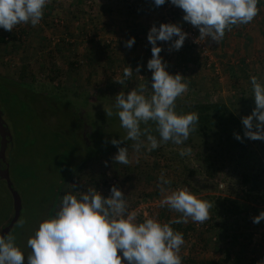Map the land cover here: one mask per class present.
<instances>
[{
  "label": "rangeland",
  "instance_id": "obj_1",
  "mask_svg": "<svg viewBox=\"0 0 264 264\" xmlns=\"http://www.w3.org/2000/svg\"><path fill=\"white\" fill-rule=\"evenodd\" d=\"M168 2L156 7L154 0H49L37 26L20 24L11 32L0 28V108L12 135L6 153L12 185L0 178V235L21 203L20 216L7 234L24 251L25 264L27 240L55 215L68 193L79 196L91 187L107 198L115 185L138 222L179 218L181 214L160 206L157 185L162 172L174 183L166 186L169 191L187 189L212 204L207 221L189 218L185 223L182 264H264V220L253 222L264 211V140L244 137L242 124L256 107L251 75L264 84V0H259L253 21L232 26L219 43L211 37L204 40L209 56L187 39L180 50L158 41L167 71L181 74L188 86L175 102L177 113H197L198 104L224 108L211 109L212 122L205 128L198 122L183 145L161 143L151 152L142 148L137 153L134 142L125 140L119 147H128L131 163L113 159L118 147L111 140L126 135L116 115V95L140 84L146 96L152 94V71L147 68L151 27L174 23L183 31L195 29L197 39L200 35L183 20L182 9L168 14ZM133 37L131 49L125 47ZM128 66L131 78L125 85L116 83ZM6 89L12 90L10 97ZM107 110L113 115L108 117ZM151 127L158 137L155 125ZM56 132L60 139L81 136L78 144L70 143L79 157H72L76 162L61 183ZM187 147L191 154L181 156L180 150ZM30 175L36 178L27 179ZM245 175L251 178L248 184ZM253 186L255 194L249 192Z\"/></svg>",
  "mask_w": 264,
  "mask_h": 264
},
{
  "label": "clouds",
  "instance_id": "obj_2",
  "mask_svg": "<svg viewBox=\"0 0 264 264\" xmlns=\"http://www.w3.org/2000/svg\"><path fill=\"white\" fill-rule=\"evenodd\" d=\"M48 2L0 0V28L11 32L20 24L37 26ZM170 2L183 10L185 22L199 29L198 41L211 37L219 43L232 26L248 24L259 13V0ZM165 3L166 0H154L156 7ZM187 37L188 33L178 24L162 23L159 27L155 24L151 27L147 40L152 45V58L147 68L152 71V94L146 96L145 85L140 84L127 94L120 92L116 95V115L126 130L122 140H111L118 147L113 157L116 163H131L128 147H119L125 140L134 142L132 148L137 153L142 148L151 152L161 143L183 145L196 131L199 115L176 111L177 98L188 88L184 77L167 71V64L160 55L162 47L158 46V41L171 42L170 50H180ZM134 43L135 37L127 40L125 47L131 49ZM141 67L138 66L135 72L139 73ZM132 74L133 69L128 66L123 70V77L116 78L115 82L125 85ZM250 82L256 107L251 115L242 118L244 137L264 140V84L256 75H251ZM106 114L110 117L113 112L107 110ZM152 124L159 138L153 134ZM244 137L235 136L241 141ZM191 151V147L182 148L179 154L186 156ZM171 183L162 172L157 185L162 196L160 206L181 214L169 223H161L156 218L138 222L137 213L128 210L124 193L115 185L107 198L91 187L79 196L65 194L55 215L41 222L27 240V247L31 250L27 264H182L180 250L185 243L184 236L171 225L187 223L189 218L195 223H204L209 219L212 204L198 199L187 189L169 191L166 186ZM261 220H264V211L254 217L253 222L258 224ZM0 264H25V253L11 234L0 235Z\"/></svg>",
  "mask_w": 264,
  "mask_h": 264
},
{
  "label": "trees",
  "instance_id": "obj_3",
  "mask_svg": "<svg viewBox=\"0 0 264 264\" xmlns=\"http://www.w3.org/2000/svg\"><path fill=\"white\" fill-rule=\"evenodd\" d=\"M133 34L135 36H138L139 32L137 30H135V31H133ZM190 47L191 46L188 45V50L189 51H190V49L191 50L193 49L192 47L191 48ZM188 50L186 49V52H187L186 57H188L189 60H192L191 59L192 55L191 54L188 55ZM151 54H152V52H151V50L149 48L147 55H151ZM2 80H1V82H4V83L6 82V81H4V80L2 81ZM5 91H6L7 95L10 97L12 90H10V89L7 90L6 89ZM195 108L198 110L197 114L199 115V122H201L200 124L204 125L203 128H205V125H208L209 123L212 122V120L210 119V114H209L210 110L211 109L221 110L222 108H224V106H221V105H199L198 104V105L195 106ZM204 111H206V113ZM56 134L58 135V138H59V141H60V142H57L60 145L59 149H61V151H62V152H60L59 149L57 150V151L60 152V154L58 152V157L57 158H59V160H60L59 161L60 162L59 166H61V168H58L59 169V171H58L59 173H57V174H58V177H60L59 181L61 183L63 181V179L65 178V176H67V174L72 170V168H73V166H74V164L76 162V161H74L72 159V157L76 156L79 153V151H78V149H76V147L71 148L72 145L70 143H72V144L77 143L78 144V142H79L78 140L81 138V136H79L77 133H73V134H71V136L73 138L71 140L70 136H69V139H67L66 137L64 139L63 138L60 139V136H61L60 132H56ZM76 157H79V156H76ZM78 160H79V158L77 159V161ZM208 161H209V159H208ZM167 172H168V169H167ZM30 177L32 178V180L36 178V177H33V175H30V176L27 177V179H30ZM23 179H26V178L23 177ZM250 179L251 178H250L249 175H245V177L243 178L244 184H248ZM172 185H174V183H171V185H169V186H172ZM249 192L255 194L256 193V188L254 186L251 187ZM239 208L240 207H238V210H239ZM171 226L173 227V229L175 231L181 232L183 234V236L186 235L185 232H186L187 228H185V223L172 224ZM205 263L206 264H215L213 261L212 262L211 261H206Z\"/></svg>",
  "mask_w": 264,
  "mask_h": 264
},
{
  "label": "water",
  "instance_id": "obj_4",
  "mask_svg": "<svg viewBox=\"0 0 264 264\" xmlns=\"http://www.w3.org/2000/svg\"><path fill=\"white\" fill-rule=\"evenodd\" d=\"M12 139V135L10 132V128L7 125L6 121L4 120V113L0 108V159H4L6 157V152L8 149V144H9V140ZM6 178L7 182L11 184V177H10V172L8 169H6L3 173H0V178ZM9 185V186H10ZM11 187V186H10ZM14 195H15V199L19 200V196L17 195V192L15 190H13V188L11 187ZM20 206L21 203L19 204V206L17 205L16 208V215L15 217L12 219L11 224L8 226L7 230L5 232H3L1 235H7V233L12 229V227L15 225V223L17 222L19 216H20Z\"/></svg>",
  "mask_w": 264,
  "mask_h": 264
},
{
  "label": "built area",
  "instance_id": "obj_5",
  "mask_svg": "<svg viewBox=\"0 0 264 264\" xmlns=\"http://www.w3.org/2000/svg\"><path fill=\"white\" fill-rule=\"evenodd\" d=\"M167 11L169 15H172L175 11L179 10L178 7L174 6L171 4V2L167 3ZM186 33H188L187 40H189L190 44H194L197 46L198 49L202 50L205 54V56H209V50L207 45L203 42L198 41L196 38L197 33L195 32V29H185L184 30Z\"/></svg>",
  "mask_w": 264,
  "mask_h": 264
},
{
  "label": "flooded vegetation",
  "instance_id": "obj_6",
  "mask_svg": "<svg viewBox=\"0 0 264 264\" xmlns=\"http://www.w3.org/2000/svg\"><path fill=\"white\" fill-rule=\"evenodd\" d=\"M10 141H12V139L11 140H9V142ZM9 145V144H8ZM8 150V149H7ZM7 153V152H6ZM6 162H7V160H6V157L4 158V159H0V173H3L7 168H6ZM11 177V176H10Z\"/></svg>",
  "mask_w": 264,
  "mask_h": 264
},
{
  "label": "crops",
  "instance_id": "obj_7",
  "mask_svg": "<svg viewBox=\"0 0 264 264\" xmlns=\"http://www.w3.org/2000/svg\"><path fill=\"white\" fill-rule=\"evenodd\" d=\"M138 28H139V27H138ZM142 29H143V28H142ZM0 76H1V75H0ZM29 251H31V250L29 249ZM255 263H257V262H254V264H255ZM263 263H264V262H263ZM125 264H127V262H125Z\"/></svg>",
  "mask_w": 264,
  "mask_h": 264
}]
</instances>
